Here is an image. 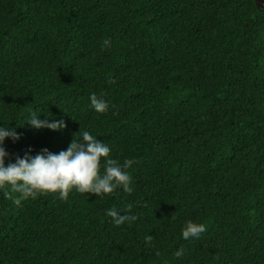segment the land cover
<instances>
[{
    "label": "trees",
    "instance_id": "trees-1",
    "mask_svg": "<svg viewBox=\"0 0 264 264\" xmlns=\"http://www.w3.org/2000/svg\"><path fill=\"white\" fill-rule=\"evenodd\" d=\"M33 113L65 127L34 128ZM0 124L20 133L4 139L6 162L66 148L79 127L133 161L131 192L14 204L0 190V264H264L254 0H0ZM113 206L134 218L112 224ZM186 220L205 231L182 239Z\"/></svg>",
    "mask_w": 264,
    "mask_h": 264
},
{
    "label": "clouds",
    "instance_id": "clouds-1",
    "mask_svg": "<svg viewBox=\"0 0 264 264\" xmlns=\"http://www.w3.org/2000/svg\"><path fill=\"white\" fill-rule=\"evenodd\" d=\"M89 103L96 112L107 110L108 102L103 96L95 92L89 93ZM38 118L35 113L27 119L34 128H48L52 130L65 127L63 118ZM72 136L66 148L57 152L42 147L32 154L31 145L23 155H15L14 159L6 157L3 142L5 137L15 141L20 133L14 126L0 124V190L5 197L10 191L16 193L11 196L14 204H20L27 198H35L38 194L55 192L59 198L66 199L74 188L80 193H95L96 195L111 193L118 186L125 192H131L130 175L126 170L133 163L131 159L118 162L109 155L110 147L104 141L97 139L87 128H80ZM103 158V159H101ZM102 168V171H101ZM131 208V205H125ZM106 215L111 217V223L120 225L128 219L134 218L128 211H120L115 206L106 209ZM206 225L202 222L186 220L181 227L180 237H198L204 232ZM151 239L150 236L145 237ZM173 255H182V249L177 248Z\"/></svg>",
    "mask_w": 264,
    "mask_h": 264
},
{
    "label": "water",
    "instance_id": "water-1",
    "mask_svg": "<svg viewBox=\"0 0 264 264\" xmlns=\"http://www.w3.org/2000/svg\"><path fill=\"white\" fill-rule=\"evenodd\" d=\"M255 4L264 9V0H254Z\"/></svg>",
    "mask_w": 264,
    "mask_h": 264
}]
</instances>
